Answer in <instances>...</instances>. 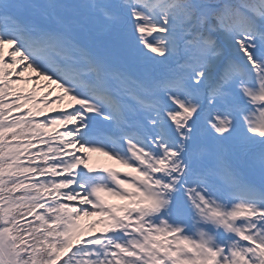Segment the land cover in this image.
Wrapping results in <instances>:
<instances>
[{"label": "snow or ice", "instance_id": "6c2138e0", "mask_svg": "<svg viewBox=\"0 0 264 264\" xmlns=\"http://www.w3.org/2000/svg\"><path fill=\"white\" fill-rule=\"evenodd\" d=\"M0 264H264V0H0Z\"/></svg>", "mask_w": 264, "mask_h": 264}, {"label": "rangeland", "instance_id": "374dc122", "mask_svg": "<svg viewBox=\"0 0 264 264\" xmlns=\"http://www.w3.org/2000/svg\"><path fill=\"white\" fill-rule=\"evenodd\" d=\"M38 95H42V92H38ZM94 160H100V161L104 162L106 160V158L97 157V156L94 155Z\"/></svg>", "mask_w": 264, "mask_h": 264}]
</instances>
